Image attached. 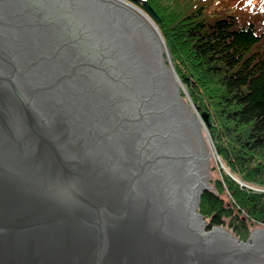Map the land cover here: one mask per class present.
<instances>
[{
  "label": "water",
  "instance_id": "obj_1",
  "mask_svg": "<svg viewBox=\"0 0 264 264\" xmlns=\"http://www.w3.org/2000/svg\"><path fill=\"white\" fill-rule=\"evenodd\" d=\"M143 5L0 0V264H264V229L198 211L210 154Z\"/></svg>",
  "mask_w": 264,
  "mask_h": 264
},
{
  "label": "trees",
  "instance_id": "obj_2",
  "mask_svg": "<svg viewBox=\"0 0 264 264\" xmlns=\"http://www.w3.org/2000/svg\"><path fill=\"white\" fill-rule=\"evenodd\" d=\"M135 2L160 18L175 71L207 117L221 160L199 211L209 228L246 240L252 221L264 223V0Z\"/></svg>",
  "mask_w": 264,
  "mask_h": 264
},
{
  "label": "rangeland",
  "instance_id": "obj_3",
  "mask_svg": "<svg viewBox=\"0 0 264 264\" xmlns=\"http://www.w3.org/2000/svg\"><path fill=\"white\" fill-rule=\"evenodd\" d=\"M121 1H123V3H125V4H128V5H132L133 6V8H136L137 10H139L140 12H143V13H146L149 17H150V15L147 13V11H146V9L145 8H143L141 5H138L136 2H135V0H121ZM151 7V6H150ZM152 19H153V21L156 23V25L158 24V22L160 21H156L155 20V18H153L152 17ZM157 27H158V29H159V26L157 25ZM159 31H160V34H161V36H162V39H163V41H164V44H165V47H166V49H167V52H166V55H165V58H167L170 62H171V64H172V66H173V68H174V65H173V62H172V60H171V55H170V51H169V48H168V46L166 45V42H165V39L163 38V34L161 33V30L159 29ZM174 70H175V68H174ZM176 72V71H175ZM176 74H177V72H176ZM177 76H178V74H177ZM178 78H179V76H178ZM180 79V78H179ZM181 81V80H180ZM180 91H181V96H182V98L185 100V102L191 107H193L194 109H192L193 110V114H195L196 113V116L200 119V121L199 122H201V124H204L203 122H204V120H203V117L201 116V115H199V109H198V107H196L194 104H193V102H192V100L190 99V97H188L187 96V93H189L188 92V90H187V87L184 85V84H182V86H180ZM183 91V92H182ZM195 108L197 109V111L195 110ZM203 127H204V125H202ZM209 142H211L212 143V141H211V139H210V141ZM211 143H209V144H211ZM212 147L214 148V146H213V143H212ZM214 151H215V149H214ZM215 154H216V152H215ZM216 156H217V154H216ZM217 160H218V162H219V164H218V162H216L215 161V158H214V156L210 159V169H209V185H210V187L212 188V184L213 185H215V181H216V179H219L220 178V173H221V171L218 169V168H220L221 167V160L219 159V157L217 156ZM220 169H222V168H220ZM223 170V169H222ZM256 189H259V188H256ZM207 190V189H206ZM205 191V190H204ZM203 191V192H204ZM202 192V193H203ZM226 193H227V190H226ZM202 196V195H201ZM200 201H201V197H200ZM199 206H200V202H199ZM199 206H198V211H199ZM200 212V211H199ZM201 213V212H200ZM203 216V215H202ZM252 224V226H251V228H250V233H249V235H248V237H247V239L246 240H241V241H247L248 239H249V237H250V234H251V232L254 230V229H256V230H258V229H264V223H258V222H254V221H252L251 222ZM214 227H217V226H214ZM219 227H222L223 229H225V230H227L225 227H223V226H219ZM213 228V227H212ZM212 228H209V226H208V229H212ZM227 231H229V230H227ZM230 232V231H229ZM231 233V232H230ZM235 236V235H234ZM236 237V236H235ZM239 239V238H238Z\"/></svg>",
  "mask_w": 264,
  "mask_h": 264
},
{
  "label": "bare ground",
  "instance_id": "obj_4",
  "mask_svg": "<svg viewBox=\"0 0 264 264\" xmlns=\"http://www.w3.org/2000/svg\"><path fill=\"white\" fill-rule=\"evenodd\" d=\"M113 1H115L117 4H120V5H122L123 7H125L126 9H128L129 11H131L132 10V12L139 18V19H141V21H145V20H142L143 18L140 16V14L139 13H135V11H133V9L128 5V4H125V3H123V1H121V0H113ZM146 22V21H145ZM144 22V23H145ZM146 24V23H145ZM157 41H158V43H159V45H160V47H161V49H162V57L164 58L165 57V55H166V52H167V49H166V47H165V44H164V41H163V39H162V37H161V35L160 34H158V36H157ZM182 83V82H181ZM187 95H188V93H187ZM188 97H189V95H188ZM184 100V99H183ZM191 108V110L192 109H194L192 106L190 107ZM192 112H193V110H192ZM193 115H195L196 116V113L195 114H193ZM200 115V114H199ZM196 118H197V120L198 121H200V119L196 116ZM200 123V133H201V137H202V139H203V142H204V144H205V146H206V148H207V151L209 152V154H210V156H209V159H208V162H209V169H210V159L214 156V158H215V161L216 162H218V160H217V156H216V154H215V151H214V148L212 147V143L211 142H209L210 141V136H209V133H208V129H207V127H206V123L205 122H203L204 124H201V122H199ZM202 125H204V127L202 126ZM209 143H211V144H209ZM218 164H219V162H218ZM220 165V164H219ZM223 165V164H222ZM207 182H209V178H207ZM203 189V188H202Z\"/></svg>",
  "mask_w": 264,
  "mask_h": 264
}]
</instances>
